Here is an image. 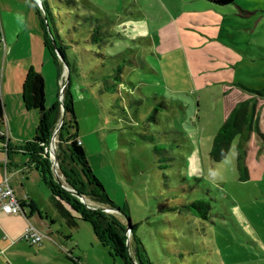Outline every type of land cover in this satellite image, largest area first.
<instances>
[{
    "label": "rangeland",
    "instance_id": "374dc122",
    "mask_svg": "<svg viewBox=\"0 0 264 264\" xmlns=\"http://www.w3.org/2000/svg\"><path fill=\"white\" fill-rule=\"evenodd\" d=\"M77 2L73 16L62 7L59 23L63 39L77 41L70 43L67 54L79 139L111 201L128 209L144 260L264 264V144H257V127L261 118L264 121L262 102L257 109L261 118L256 111L251 129L247 126L251 108L257 106L251 98L264 99L255 93L264 89V0L228 5L209 0ZM90 16L108 20L102 29L109 35L100 46L82 42L87 37L85 17ZM76 20L81 25L72 33ZM116 64L123 67V90L114 94L103 86ZM61 65L59 86L55 65L48 84L46 107L58 104L60 114L46 153L57 163L52 166L55 177L68 187L57 158L69 84V66L62 60ZM123 108L132 120L130 128ZM154 108L157 119L148 122ZM27 109L11 116L12 145L35 135L39 113ZM233 109L236 119L225 150L219 152L214 140ZM156 144L171 159L165 170L159 168ZM3 147L0 142V161ZM33 175L36 181L28 187L40 214L53 220L47 221L57 243L45 238L41 248L20 247L15 264H122L100 243L90 223L69 228L50 204V190L41 176ZM82 199L93 208L108 209L107 214L127 227L124 214ZM193 200L211 205L208 219L185 209ZM35 222L47 232L37 217ZM126 236L129 255L139 263L134 236Z\"/></svg>",
    "mask_w": 264,
    "mask_h": 264
},
{
    "label": "trees",
    "instance_id": "16d2710c",
    "mask_svg": "<svg viewBox=\"0 0 264 264\" xmlns=\"http://www.w3.org/2000/svg\"><path fill=\"white\" fill-rule=\"evenodd\" d=\"M31 1L37 9L36 11L43 33L44 46L49 51L53 59L58 76H61L62 71L61 60L64 64L69 66V84L65 92L64 101L66 119L63 122L60 132L59 154L57 158L59 160L61 172L65 177L66 184L71 190L66 189L57 180L52 171V163L49 155L46 153V148L50 143L52 132L58 122L60 111L58 104H55L52 108L46 107L45 78L40 72L30 71L28 73L25 82L24 96V103L26 107L35 109L39 113L38 127L33 139L18 146L16 150L29 156V160L41 176L42 182L50 190V202L69 228L78 227L80 222L90 223L93 227L94 234L100 243L104 247L109 248V253L114 260L117 258L121 259L122 264H134V262L130 260L129 248L127 244L126 234L130 233L134 236L137 243L136 254L139 263L147 264L148 262V264H152L149 259L146 261L144 260L146 257L142 255L140 248V245L143 244L135 234V225L129 216L128 209L125 207L122 209L116 207L111 201L103 184L93 172L84 146L79 139L78 121L75 113L73 94L70 89L72 81L71 71L73 69L69 64L67 54L70 43L74 46V44H77V41L73 37L70 39V42L63 39L61 34V25L59 23L62 17V14L60 13L63 11L62 7L66 9V15L73 16V10H77L78 2L77 0ZM209 1L217 5H228L234 3L236 0ZM57 3L58 5L63 4L64 6L55 7V4ZM77 16L79 17V15ZM85 19L88 21L87 37L82 42L87 44H96L99 46L104 44L105 39L109 34L104 32L102 28L104 23L108 20L94 16L85 17ZM80 25L81 24L76 20L70 31H72V33L77 31ZM54 43L56 44V48L54 47ZM122 68L121 64L113 66L112 71L107 75L109 79H106L107 76H105V84L103 86L104 90L110 91V93L114 94L122 92ZM26 92L29 95L28 97H26ZM255 93L264 96V89L255 90ZM123 111L126 115L125 120L127 122V127L130 128L132 120L127 114L125 108H123ZM157 112L158 110L156 108L152 109L151 114L147 117V121H156L157 118L155 113ZM254 114L255 108L251 110L250 116L247 119V126L249 130L252 127V117ZM236 115L237 109H234L215 137L214 149L219 152H223L225 150V141L235 122ZM4 118L5 106L0 99V125L4 122ZM132 119L134 120L133 116ZM140 135L143 138H148L146 134L140 133ZM0 140H4V138L0 136ZM151 140H154V138ZM158 144L154 146V152L159 162V168L161 170H165L170 166L169 162H171V159H167L165 157L166 149L159 147ZM163 175H165V173ZM82 197H87L94 202L118 209L120 213L127 217V226L130 227L129 232L127 227L125 228L115 217L107 214L99 208L91 207L85 200L82 199ZM24 206L25 205H23V207ZM184 206L185 209L192 212L194 216L196 215L203 219H208L209 217L211 205L205 202V200H193L186 203ZM50 222L53 223V220H50ZM142 247L145 249L144 246Z\"/></svg>",
    "mask_w": 264,
    "mask_h": 264
},
{
    "label": "crops",
    "instance_id": "0c3cea01",
    "mask_svg": "<svg viewBox=\"0 0 264 264\" xmlns=\"http://www.w3.org/2000/svg\"><path fill=\"white\" fill-rule=\"evenodd\" d=\"M36 10V6L31 0H0V99L5 106L4 122L0 125V130L4 132V140H0V142L4 145L2 149L5 153L4 159L0 161V185L7 177L16 197L25 203L24 211L20 214L0 213V264H15L16 258L21 252L20 247L27 248L29 246L28 249H31L38 245L29 243L22 238L29 225L35 226L46 235L45 238L57 243L53 239V229L47 221L50 216L43 217L40 214L38 203L32 190L28 187L29 184L32 185V180L33 185L36 181L33 174L39 173L30 162L29 156L16 150L19 145H12L8 138L10 137L8 131L12 130V114H20L22 110H29L24 103L25 82L28 73L30 71L40 72L44 76L47 96L49 80L52 76L53 65H55L49 51L44 46L43 33ZM59 81L61 78L57 73L58 86ZM28 96L26 92V97ZM251 99H256L255 102H257L255 112L257 109L261 110L258 104L262 102L261 105L264 106V99L258 100L259 102L257 98ZM253 108L255 107H252L251 110ZM257 114L261 118L258 111ZM7 115H9V121H7ZM257 131L261 136L260 139H257V144L259 140H262L264 144V121L262 118ZM260 158L264 159V153ZM12 182H17L20 190L17 191ZM48 199L50 202V198ZM50 204L52 205L51 202ZM35 217L45 226L47 232L39 229ZM44 239L38 247L44 246Z\"/></svg>",
    "mask_w": 264,
    "mask_h": 264
},
{
    "label": "built area",
    "instance_id": "2783aa9c",
    "mask_svg": "<svg viewBox=\"0 0 264 264\" xmlns=\"http://www.w3.org/2000/svg\"><path fill=\"white\" fill-rule=\"evenodd\" d=\"M0 134L3 133L0 131ZM47 151V148H46ZM23 201L19 200L12 186L8 182V178L0 185V213L20 214L23 210ZM45 234L39 231L35 226L29 225L22 238L32 244H40L45 238Z\"/></svg>",
    "mask_w": 264,
    "mask_h": 264
},
{
    "label": "water",
    "instance_id": "95a60500",
    "mask_svg": "<svg viewBox=\"0 0 264 264\" xmlns=\"http://www.w3.org/2000/svg\"><path fill=\"white\" fill-rule=\"evenodd\" d=\"M54 47L56 48V44L54 43ZM66 86H64L63 88H65ZM62 88V89H63ZM65 116H66V114H65V112H63L62 113V123L64 122V120H65ZM54 136V135H53ZM49 158H50V160H51V163H52V166L55 168V165L57 164L56 163V161H54L55 159H54V157L53 156H51V155H49ZM60 167V166H59ZM60 170H61V168H60ZM62 175H63V173H62ZM63 178H64V180H65V177H64V175H63ZM57 180H58V178H57ZM59 181V180H58ZM60 182V181H59ZM66 182V181H65ZM61 183V182H60ZM62 184V183H61ZM63 185V184H62ZM66 189H68V190H71V189H69L68 187H66L65 185H63ZM115 209V208H114ZM104 211H106L107 212V210L108 209H103ZM115 210H117V211H119L118 209H115ZM120 212V211H119ZM127 229H128V232H129V230H130V227L129 226H127ZM128 242V241H127ZM128 244V243H127ZM130 260H132L133 262H134V264H139V263H137L136 261H134L133 260V257L130 255Z\"/></svg>",
    "mask_w": 264,
    "mask_h": 264
},
{
    "label": "clouds",
    "instance_id": "9594fccd",
    "mask_svg": "<svg viewBox=\"0 0 264 264\" xmlns=\"http://www.w3.org/2000/svg\"><path fill=\"white\" fill-rule=\"evenodd\" d=\"M225 163H228V160H227V159L225 160ZM212 175H213V176H215V175H216V173H215V172H213V173H212Z\"/></svg>",
    "mask_w": 264,
    "mask_h": 264
},
{
    "label": "bare ground",
    "instance_id": "6f19581e",
    "mask_svg": "<svg viewBox=\"0 0 264 264\" xmlns=\"http://www.w3.org/2000/svg\"><path fill=\"white\" fill-rule=\"evenodd\" d=\"M52 150H53V147H52ZM53 153H54V151H53Z\"/></svg>",
    "mask_w": 264,
    "mask_h": 264
}]
</instances>
